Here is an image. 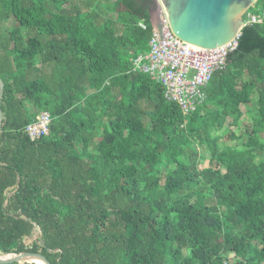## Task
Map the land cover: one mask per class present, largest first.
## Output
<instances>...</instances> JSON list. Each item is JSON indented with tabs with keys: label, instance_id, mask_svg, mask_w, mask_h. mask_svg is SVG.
I'll return each instance as SVG.
<instances>
[{
	"label": "trees",
	"instance_id": "trees-1",
	"mask_svg": "<svg viewBox=\"0 0 264 264\" xmlns=\"http://www.w3.org/2000/svg\"><path fill=\"white\" fill-rule=\"evenodd\" d=\"M153 32L135 0H0L1 258L264 264V23L243 28L188 115L133 71ZM41 111L50 130L33 141ZM244 116L241 142L220 148L213 134L237 140Z\"/></svg>",
	"mask_w": 264,
	"mask_h": 264
},
{
	"label": "built area",
	"instance_id": "built-area-1",
	"mask_svg": "<svg viewBox=\"0 0 264 264\" xmlns=\"http://www.w3.org/2000/svg\"><path fill=\"white\" fill-rule=\"evenodd\" d=\"M244 27L264 23V9L260 13H245ZM146 28L144 20L139 22ZM240 35L223 46L213 49L193 46L183 42L171 30L167 16L154 28L149 40V49L132 59L133 71L148 74L164 87L167 101L176 102L183 113L188 115L205 103L207 95L204 88L214 73L221 69L230 52L238 46ZM52 117L48 111L36 114L26 126L31 140L48 135Z\"/></svg>",
	"mask_w": 264,
	"mask_h": 264
},
{
	"label": "water",
	"instance_id": "water-1",
	"mask_svg": "<svg viewBox=\"0 0 264 264\" xmlns=\"http://www.w3.org/2000/svg\"><path fill=\"white\" fill-rule=\"evenodd\" d=\"M259 0H157L162 14L167 16L172 32L183 42L213 49L230 42L244 28L243 17ZM158 28L157 23H153ZM4 83L0 79V108ZM2 112L0 110V127ZM28 259L40 262L29 255L1 258L0 261L14 262Z\"/></svg>",
	"mask_w": 264,
	"mask_h": 264
},
{
	"label": "rangeland",
	"instance_id": "rangeland-1",
	"mask_svg": "<svg viewBox=\"0 0 264 264\" xmlns=\"http://www.w3.org/2000/svg\"><path fill=\"white\" fill-rule=\"evenodd\" d=\"M80 2L81 0H69V2L72 4L74 2ZM102 2H114L115 0H100ZM66 6H69V4H67ZM82 6V5H81ZM82 9L83 10H87V7H85L84 5L82 6ZM155 13V11H154ZM111 15L113 16H116L115 13H112ZM162 18H163V15H162ZM15 24L13 22L10 21H7L5 22V25L3 27H12L14 26ZM37 70L40 69L39 68V65L38 67H36ZM35 76H39V72L38 71H34L31 75V77H35ZM28 108L30 109V112H34L36 111V109L32 106H29L28 105ZM247 109V107L245 105L242 106V110L245 112ZM250 109H252V105L250 107ZM254 110L252 109V112ZM252 124V120L250 118H247L246 116H244V118L240 121V127L239 128H235L233 127L231 130L236 134V136H238L239 138L237 140H232V139H229V138H226V136L228 135V132L224 131V136L222 135L223 133V130L218 132V133H214L213 135L214 136H217V135H220L221 134V139L218 141V145L220 148H222L224 145H233L237 142H241V138H240V135L244 132V130L246 129V127H249L250 125ZM229 130V129H228ZM230 131V130H229ZM229 136V135H228ZM198 151H199V154H200V159H199V168H204V167H208L210 165V158H211V152L210 150L208 149L207 146H198ZM213 165V163H212ZM222 171L225 172V169L222 168ZM228 260L229 261H233L234 260V255L233 254H230L228 256Z\"/></svg>",
	"mask_w": 264,
	"mask_h": 264
},
{
	"label": "flooded vegetation",
	"instance_id": "flooded-vegetation-1",
	"mask_svg": "<svg viewBox=\"0 0 264 264\" xmlns=\"http://www.w3.org/2000/svg\"><path fill=\"white\" fill-rule=\"evenodd\" d=\"M140 7H143L144 11H148L152 23L160 25L162 23V11L161 6L157 0H135ZM155 11V13H154Z\"/></svg>",
	"mask_w": 264,
	"mask_h": 264
}]
</instances>
